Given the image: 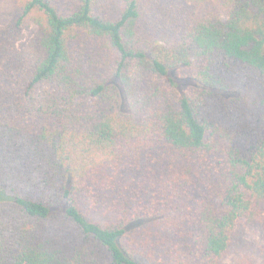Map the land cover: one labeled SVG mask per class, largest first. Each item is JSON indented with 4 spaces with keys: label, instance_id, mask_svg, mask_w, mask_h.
Here are the masks:
<instances>
[{
    "label": "trees",
    "instance_id": "obj_1",
    "mask_svg": "<svg viewBox=\"0 0 264 264\" xmlns=\"http://www.w3.org/2000/svg\"><path fill=\"white\" fill-rule=\"evenodd\" d=\"M240 222L264 230V0H26L0 28V264H222Z\"/></svg>",
    "mask_w": 264,
    "mask_h": 264
},
{
    "label": "rangeland",
    "instance_id": "obj_2",
    "mask_svg": "<svg viewBox=\"0 0 264 264\" xmlns=\"http://www.w3.org/2000/svg\"><path fill=\"white\" fill-rule=\"evenodd\" d=\"M26 0H0V28L7 26L22 12ZM37 27L31 18L24 22V39L18 47H26ZM264 260V230L240 222L234 232L232 244L222 264H259Z\"/></svg>",
    "mask_w": 264,
    "mask_h": 264
}]
</instances>
